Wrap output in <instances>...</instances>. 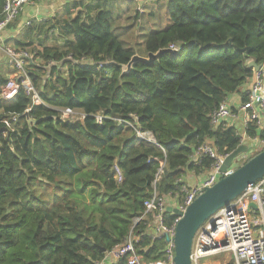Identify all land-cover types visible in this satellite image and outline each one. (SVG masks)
Instances as JSON below:
<instances>
[{
  "label": "trees",
  "instance_id": "16d2710c",
  "mask_svg": "<svg viewBox=\"0 0 264 264\" xmlns=\"http://www.w3.org/2000/svg\"><path fill=\"white\" fill-rule=\"evenodd\" d=\"M92 3L73 1L78 12L48 29L62 44L34 51L39 64L28 72L43 105L22 91L0 100V121L17 115L9 134L0 133V264H98L129 236L140 238L145 262L157 261L164 242L146 234L150 218L135 220L160 162L155 190L175 195L187 170H210L208 158L191 162L198 146L220 156L240 146L235 129L213 128L210 115L252 80L250 61L264 64V0H167L139 11L132 0ZM170 47L175 55L122 73L133 56ZM61 110L85 118L63 120ZM246 135L263 140L264 128L249 125ZM174 219L164 215L167 225Z\"/></svg>",
  "mask_w": 264,
  "mask_h": 264
},
{
  "label": "built area",
  "instance_id": "2783aa9c",
  "mask_svg": "<svg viewBox=\"0 0 264 264\" xmlns=\"http://www.w3.org/2000/svg\"><path fill=\"white\" fill-rule=\"evenodd\" d=\"M42 1L44 0H3L0 12V35L20 16L25 6ZM25 26H31V22L26 21ZM169 49L177 50L174 47ZM0 51L7 58L11 70L6 83L0 86V100L10 101L22 91L31 99L33 106L43 105L26 70V66L34 62L35 53L26 49L17 50L7 46L4 42L0 45ZM262 66L259 71L253 73L250 89L246 93L244 102H241L237 108H231L227 102H223L210 115L213 128L235 129L240 138V145L247 144L249 147L247 152L234 160L225 175L235 169L236 162L247 161L253 152L264 147V139H251L246 135L249 125L254 126L258 132L264 128V64ZM73 115H76L77 118L68 120ZM84 118L85 116L77 111H60V119L63 120L79 121ZM95 119L101 125L105 117L97 114ZM16 120L17 115H10L9 118L0 122L4 128L11 130ZM236 122H239V126H235ZM239 132L243 133L239 134ZM146 135L147 133H137L136 137L139 140L155 144L153 137L150 134ZM203 157L211 160V166L199 183L189 187L181 177L178 180L181 185L180 194L167 196H159L155 190L156 183L163 173L164 162H160L159 170L151 185L152 195L144 202L143 214L135 220V223H138L144 220L148 221L150 218L146 234L152 240L158 239L164 242L162 258L153 262H145L138 255L135 247L140 238L129 236L122 245L106 253L101 262L122 260L124 264H173V238L175 226L180 218L168 213L167 208L184 212L200 191L213 186L219 180L221 176L219 170L226 156L218 155L215 149L206 143L194 150L191 162L197 165ZM115 172L117 181H120L121 176L117 168H115ZM166 214L175 218L171 224L165 223L164 215ZM149 231L153 232L152 235L148 233ZM217 256H221V258L216 259ZM190 261L191 264H264V177L249 184L241 195L217 211L200 227L194 236Z\"/></svg>",
  "mask_w": 264,
  "mask_h": 264
},
{
  "label": "water",
  "instance_id": "95a60500",
  "mask_svg": "<svg viewBox=\"0 0 264 264\" xmlns=\"http://www.w3.org/2000/svg\"><path fill=\"white\" fill-rule=\"evenodd\" d=\"M246 51H248V49ZM176 53L177 50L162 49L155 54L149 53L146 57L133 56L129 63L122 67V73H127L137 62L151 64L164 54L175 55ZM247 66L252 68L254 72L259 71L260 68L263 67L262 64H256L254 60L250 61ZM28 115V111L23 114L28 125L35 124L37 121L30 120ZM0 133L8 135L9 130L3 127L0 128ZM247 150V146L241 144L233 153L226 156L219 170L221 173L219 180L213 186L200 191L195 200L184 212L169 207L167 208L168 213L180 218L175 226V235L173 238V264H191L190 254L192 244L194 236L200 227L217 211L226 207L241 195L249 184L264 177V149L252 156L242 166L235 168L229 174L225 175L232 166L234 160H236L239 155L247 152ZM100 251L104 253L102 248H100Z\"/></svg>",
  "mask_w": 264,
  "mask_h": 264
},
{
  "label": "crops",
  "instance_id": "0c3cea01",
  "mask_svg": "<svg viewBox=\"0 0 264 264\" xmlns=\"http://www.w3.org/2000/svg\"><path fill=\"white\" fill-rule=\"evenodd\" d=\"M65 1L66 0H48L42 4H41V2H33L32 4L25 6L23 8L20 16L1 33L0 45L2 42H4L7 46L12 47V48L14 47L17 50L20 48V47H17L18 42H20L22 45H25V44L31 45L33 38L35 37L33 35V31L38 30V27L40 25H42V23H44V22H42V20L44 18L48 19V22L52 23L53 22L52 18H54V14L55 13L59 14L57 11L58 7L65 5L64 4ZM74 1H76V0H74ZM78 1H80V0H78ZM81 1L84 3L85 2L92 3V0H81ZM94 1H98V0H94ZM132 1L135 3L138 11L144 9L145 7L164 5V3L167 2V0H132ZM2 4L0 6V12L2 10ZM72 4H73V2L70 3L71 7L66 5L65 8L68 7L70 10V8H72ZM94 4H96V2L92 3V5H94ZM75 10H76V12H75V14H76L78 12V8H76ZM51 13H53V14L51 15ZM26 21H30L31 26L26 28V26H25ZM34 26H35V28H33ZM40 28H41V26H40ZM44 35L46 36V38L49 36V39L52 37L58 36L55 32H53V30H47L46 32H44ZM35 39H39V38H35ZM57 39L58 38H56V40ZM57 45H60V42L57 43ZM46 46H53L51 43H49L48 39L46 41ZM21 49L28 50L29 48H27V46H22ZM38 64H39V61L34 60V62L27 65L26 66L27 72H28V70H31V68H29L30 65L35 66ZM57 70L63 71V69L59 68V67H57ZM10 73H11V70L8 66L6 58L4 57V55L0 51V76H4L7 79L10 76ZM250 85H251V80L248 81L246 85H244V87L240 90V92L238 94L230 95L227 98L226 102L230 105L231 108H237L240 105V103L242 101L241 94L243 95V93L245 92L244 95H246V93L250 89ZM235 126H239V122H236ZM240 129H241V126H240ZM242 133L243 132H239V134H242ZM244 145H246L247 148H249L247 144H244ZM204 175H206V172L196 175L193 172H190L187 170L183 176V180L187 186L191 187V186L198 184L199 181L204 177ZM148 233L150 235H152L153 232L149 231ZM118 263H119V261L117 262L115 260H112V261H109L107 263L101 262L100 264H118Z\"/></svg>",
  "mask_w": 264,
  "mask_h": 264
},
{
  "label": "rangeland",
  "instance_id": "374dc122",
  "mask_svg": "<svg viewBox=\"0 0 264 264\" xmlns=\"http://www.w3.org/2000/svg\"><path fill=\"white\" fill-rule=\"evenodd\" d=\"M46 1H48V0H44V1H42L41 2V4L42 3H44V2H46ZM74 0H66L65 1V5H63V6H59L58 7V9H57V11H58V13L59 14H57V13H55L54 14V18H52V20H54V21H56V22H62L64 19H66V18H68V16L70 17V16H74L75 15V12H76V10L75 9H73V8H70V10H69V13H66V11H65V6L66 5H68L69 7H71V5H70V3H72ZM54 13V12H53ZM53 13H51V15L53 14ZM162 16H164V11L162 12ZM93 15V14H92ZM91 15V16H92ZM42 22H44V23H42V25H40L41 26V28H40V26L38 27V30H34L33 31V35L35 36L34 38H33V41H32V44L30 45L31 47L28 49L29 51H31V52H34V51H37V50H41V48L42 47H44V46H46L45 45V43L43 42V41H47V39H48V41H49V43H51L52 45H54V44H56L57 45V43H61L62 44V42L64 41L63 39H61L59 36H57V37H52V38H50L49 39V36L46 38V36L44 35V32H46L48 29H49V27H50V25H51V23L50 22H48V19H46V18H44L43 20H42ZM48 22V23H47ZM165 25H166V20H165ZM27 28V27H26ZM33 28H35V26L33 27ZM32 32V31H31ZM146 32V31H145ZM35 38H39V39H35ZM56 38H58L57 40H56ZM36 44V45H35ZM28 48V47H27ZM5 57V56H4ZM6 58V57H5ZM6 61H7V58H6ZM77 118V116L76 115H73V116H70L69 118H68V120H74V119H76ZM259 151H261V149H257L255 152H253L252 154H251V156L254 154V153H256V152H259ZM250 156V157H251ZM237 165H238V163L236 162V164L234 165V167L236 168L237 167ZM221 258V256H217L216 257V259H220Z\"/></svg>",
  "mask_w": 264,
  "mask_h": 264
}]
</instances>
